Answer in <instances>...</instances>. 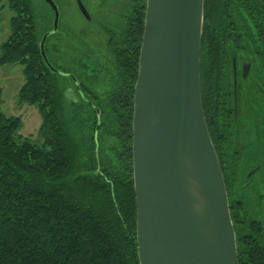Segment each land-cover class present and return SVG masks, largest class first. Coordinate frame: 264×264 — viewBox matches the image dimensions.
<instances>
[{
    "label": "trees",
    "instance_id": "1",
    "mask_svg": "<svg viewBox=\"0 0 264 264\" xmlns=\"http://www.w3.org/2000/svg\"><path fill=\"white\" fill-rule=\"evenodd\" d=\"M126 1L116 23L84 27L62 19L54 31L47 4L40 18L32 0H6L11 16L0 66L22 67L17 96L39 108L41 142L22 137V120L0 107V264H140L131 144L146 0ZM203 9L202 108L230 208L239 166L237 158L228 162L233 121L220 107L231 98L221 84L217 40L228 42L235 33L244 41L253 54V78L264 90V0H204ZM45 33L52 69L39 49ZM1 94L0 86V101ZM229 212L239 264H264L262 222L244 215L239 225Z\"/></svg>",
    "mask_w": 264,
    "mask_h": 264
},
{
    "label": "water",
    "instance_id": "2",
    "mask_svg": "<svg viewBox=\"0 0 264 264\" xmlns=\"http://www.w3.org/2000/svg\"><path fill=\"white\" fill-rule=\"evenodd\" d=\"M44 2L55 30L58 6ZM203 7L204 0L145 4L131 144L140 264H239L227 189L202 108ZM47 34L39 49L50 66Z\"/></svg>",
    "mask_w": 264,
    "mask_h": 264
},
{
    "label": "flooded vegetation",
    "instance_id": "3",
    "mask_svg": "<svg viewBox=\"0 0 264 264\" xmlns=\"http://www.w3.org/2000/svg\"><path fill=\"white\" fill-rule=\"evenodd\" d=\"M65 1L66 3H68L67 10L74 7L77 10L78 14H80L83 20L82 25L84 27H86L85 25H87L88 23H91L92 21H97V24L100 26H107V25L116 23L117 21L116 18H118L117 16L122 14V11L120 12L119 10H122V8H124L126 5V0H123L124 3L122 1V7L118 5L114 8H110V10H107L106 12L107 14L105 15L98 14L100 16L98 17L97 15H95L97 13L93 12L94 6L97 5L98 8L101 7L102 9H105L106 7H109L110 4H113L111 0H65ZM54 2L58 6V11L60 15L58 22H57V28L55 29L57 30L59 27L58 26L59 22H61L62 19L65 20L66 16L63 15V12L60 9L61 4L60 3L58 4L57 0H54ZM93 3H95L94 6H93ZM47 6L49 7L48 4ZM81 6L85 9L86 13L88 14V17H86L85 14H82L80 10ZM49 9L51 8L49 7ZM51 12L53 15L51 27H53V20H54L55 15L53 14L52 10ZM67 22L70 23V21H67ZM53 30H54V27H53ZM217 33L218 32L215 30V34ZM237 34L241 35V33H237ZM229 39H232V40H229L228 42H226L225 40L226 42L225 43L224 40L220 39L219 37L217 42H220V45H221L220 51H219L221 53L219 56V62L222 63L221 65H219V69L221 70V76H222L221 84L224 86L226 85L228 87L225 93L231 98V102L228 99L230 104H224L223 106L220 107V110H222V112H225L226 118H229V116H231L232 121H233V128L231 132L233 135L230 137L232 139L231 142H233L232 143L233 145L231 146V149L229 151L230 161H228L230 164H233L232 158H235V159L237 158L236 160L238 161V158L243 155L242 153H243L244 148H243V144L239 142V138L241 137V135L244 134V131H245L244 122L250 118L253 122L252 128L253 129L255 128L257 130L256 122L254 120H256L259 116L262 118V120H264V90L260 86L256 85L255 79L253 78V72L255 70V63L253 60L252 52L249 51L248 48L243 49L242 44L244 43V41H238L236 39L235 33L232 36V38H229ZM229 42L231 43L230 47H229ZM233 42L234 44H232ZM245 44H246V41H245ZM200 54H201V51H200ZM203 58L207 62H209L208 55L204 56ZM201 62H202V58H200V63ZM201 68L202 66L200 67V71H201ZM204 75H207V76L211 75V71L207 69ZM71 79H72V82H74L75 84L76 91L80 93V97H83V94L80 91L79 82L73 79L72 77ZM77 92L75 93L73 89L70 92V89H69L68 94L71 96L73 94V99H76L78 95ZM227 95L225 96L226 98H227ZM206 111H207L206 114H207V117L209 118V121L212 122L214 113L212 112L211 108H209V110L207 109ZM237 124L239 126L238 129H236ZM223 129L225 130V127ZM238 135H240L239 138H238ZM258 168L259 167H256L255 169L250 171V173L247 174V177L243 178L242 182H240L238 185H234L233 183V185H231L229 188L231 191V195L233 196V201L232 203L230 202L231 207L229 209L232 210V212H235L237 216L236 221L239 225L245 224L244 217H243L244 215L245 216L247 215V217H249L250 219L261 222L258 219L250 217V214L244 205L245 197L240 192V187L242 188V186H246L250 182V179L252 178L251 175ZM228 199H230V197H228ZM262 224L264 225V222H262Z\"/></svg>",
    "mask_w": 264,
    "mask_h": 264
},
{
    "label": "rangeland",
    "instance_id": "4",
    "mask_svg": "<svg viewBox=\"0 0 264 264\" xmlns=\"http://www.w3.org/2000/svg\"><path fill=\"white\" fill-rule=\"evenodd\" d=\"M113 4L109 7L102 9L101 7L94 6L93 12L99 15L107 14V10L114 8L118 5L122 7L123 0H111ZM102 2V1H101ZM57 3L61 4V11L66 16V20L73 24H80L83 26V20L77 10L72 7L67 10L68 3L65 0H57ZM124 3V1H123ZM127 3V1H126ZM32 4L35 6L37 12L40 11V18L43 13V9L46 5L42 0H32ZM47 9V8H46ZM48 11V9H47ZM120 12L122 10H119ZM99 14V15H98ZM11 13L6 6V0H0V45L6 41V37L9 34L8 20ZM38 16V15H37ZM118 17V16H117ZM38 17L37 25L41 24ZM117 19V18H116ZM22 67L20 65H5L0 66V86L2 87L0 107L6 116H16L22 120L19 128V134L22 137H26L31 141L41 142V136L39 133V126L41 118L39 115V108L34 105H28L19 101L17 92L21 83L23 82ZM256 128H252V120L249 118L244 122L245 131L244 134L238 135L239 142L243 144V155L238 158L237 166L239 171L237 178L239 183L243 178L247 177L256 167H259L252 175L250 182L246 186L240 187V192L245 197L244 205L250 214V217L264 222V120L259 116L256 120ZM247 128V129H246ZM238 142V141H237ZM236 142V143H237Z\"/></svg>",
    "mask_w": 264,
    "mask_h": 264
}]
</instances>
